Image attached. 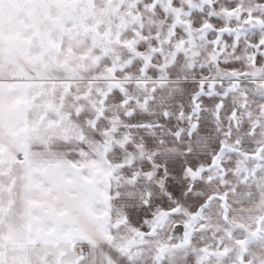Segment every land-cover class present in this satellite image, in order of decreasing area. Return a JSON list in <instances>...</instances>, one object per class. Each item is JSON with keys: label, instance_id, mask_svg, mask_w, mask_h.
<instances>
[{"label": "snow or ice", "instance_id": "snow-or-ice-1", "mask_svg": "<svg viewBox=\"0 0 264 264\" xmlns=\"http://www.w3.org/2000/svg\"><path fill=\"white\" fill-rule=\"evenodd\" d=\"M0 264H264V0H0Z\"/></svg>", "mask_w": 264, "mask_h": 264}]
</instances>
